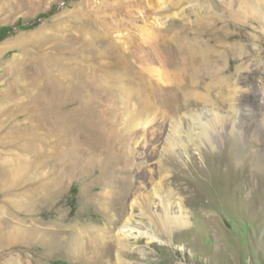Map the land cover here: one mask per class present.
<instances>
[{"label": "bare ground", "instance_id": "bare-ground-1", "mask_svg": "<svg viewBox=\"0 0 264 264\" xmlns=\"http://www.w3.org/2000/svg\"><path fill=\"white\" fill-rule=\"evenodd\" d=\"M142 4L139 0H126L122 6L124 16L139 18L140 22L134 24L129 20L122 23L121 29L113 31L120 41L123 38L130 43L131 34L139 40L129 54L142 71L154 77L150 91L154 95L155 112L143 108L147 103L140 108L136 103L127 106L112 102L100 112L96 103H84L81 98L84 89L79 83L66 89L50 77H39L36 97L40 102L25 103L27 112L31 114L30 111L36 109L45 125L41 150L33 154L27 165L42 168L38 212L41 223L37 226L33 220L29 221L25 242L28 251L37 246L43 248L49 258L62 254L77 258L83 264H125L126 257L134 259L138 250L128 241V235L134 234L132 230L147 235L150 242L158 234V230L148 227L154 225V220L162 225L159 235L168 236L172 230L186 226L185 210L181 203L173 201L181 188L179 185L177 189L172 188L176 187L173 181L176 171L183 179H194L195 172L202 169L194 165L193 159L184 168L172 157L171 149L180 143L182 132H186L187 140L218 152L222 144L221 156L227 157L232 150L248 149L247 141L257 143V139L264 137V88L256 84L264 75V62H252L242 55L246 38L255 40L257 36L253 32L256 30L264 34V0H145ZM188 15L195 19L189 20ZM87 23L91 27L100 25L94 18ZM243 23H249L254 30L250 35ZM110 39L108 34L103 40V43L108 42V49ZM140 43L146 44V49ZM84 67L79 70L83 74L82 81L91 88L92 74L89 78ZM221 105L229 106V114L219 112ZM199 106L203 109L196 111ZM180 113H184L187 120L169 123L171 129L165 138L170 150L165 151L159 162L162 174L159 182H152L153 193L158 195L160 204L152 203L151 208L159 211L145 209L140 218L149 221L142 224L133 217L136 210H143L144 201H136L139 198L136 191L144 186L136 185L131 173L133 168H141L142 163H134L129 144L144 146L140 139L146 131L163 133L164 118ZM154 153L151 149L149 155ZM231 168L235 169L228 165L227 169L231 171ZM147 170L153 171L152 168ZM234 175L238 178L251 175L255 185L258 179L264 182V162L254 163L246 157ZM75 180L80 181L79 197L83 206L82 212L74 217L82 219V223H73L71 207L67 212L63 209L71 203L70 192ZM96 189L99 191L95 192ZM110 210L125 216L118 229L120 234L111 235L117 227L115 224H92L95 214L102 211L111 215L114 212ZM28 257L26 264L37 263L32 256Z\"/></svg>", "mask_w": 264, "mask_h": 264}, {"label": "rangeland", "instance_id": "rangeland-1", "mask_svg": "<svg viewBox=\"0 0 264 264\" xmlns=\"http://www.w3.org/2000/svg\"><path fill=\"white\" fill-rule=\"evenodd\" d=\"M125 1L0 0V264H26L28 256L37 263L42 260L41 264H83L77 258L62 254L49 258L41 247L34 246L31 251L26 247L29 221L33 220L37 226L41 223L38 212L41 209L39 175L42 171L37 165L31 168L27 165L33 154L41 150L40 139L45 131L38 111L33 108L30 114L26 104L40 102L36 97L37 82L39 77H50L52 81L61 82L66 89L79 83L84 89L81 95L84 103H96L100 112L111 102L127 106L136 103L140 108L147 103L143 108L153 110L155 100L151 87L154 77L142 71L129 54L139 40L131 34L130 43L123 38L120 41L113 31L129 20L134 24L140 22L139 18L124 16L122 6ZM139 1L144 5L145 0ZM93 18L99 26L91 27L87 23ZM188 18L192 20L195 16L188 15ZM226 21L236 24L231 19ZM242 26L247 35L254 31L249 23ZM253 33L257 37L251 41L246 38L243 58L264 62V34L257 30ZM108 34L112 37L109 49L108 42L103 43ZM140 45L146 49V44ZM82 67L89 69L87 73L84 71L89 78L92 74L91 88L82 81L83 74L79 71ZM70 81L73 84H69ZM256 84L264 88V75L256 80ZM218 108L222 115L230 112L227 105ZM202 109L199 106L195 110ZM175 120L185 121L187 116L184 113L176 117L166 116L163 133L149 134L146 131L140 139L144 146L129 144L134 163H142L141 168L131 170L135 184L144 186L136 191L139 197L136 201H144L143 210H136L133 217L142 224L149 221L140 218L145 209L159 211L151 208L152 203L160 204L158 195L153 193L152 182L157 183L161 178L158 165L165 151L170 150L167 140L171 129L169 123ZM257 141H247L248 149L232 150L227 157L225 154L221 156L222 144L218 152L202 143L196 145L195 141L187 140L186 132H182L180 143L171 149L172 157L184 168L193 159L194 165L202 169L195 172V180L191 177L183 179L176 171L173 181L181 188L173 201L181 203L185 210L186 226L172 230L168 236L159 235L162 225L159 220H154V225L148 227L158 230V234L151 243L147 235L132 230L134 234L128 235V241L138 250L134 259L126 257L129 262L125 259V264H264V182L258 179V189L251 175L248 178L234 175L246 157L263 164L264 137ZM151 149L155 151L152 156L149 155ZM230 164L235 169L228 170ZM148 168L153 169L152 173ZM80 187V181L75 180L70 192L71 203L63 208L67 212L71 207L73 223L83 221L74 217L82 212ZM172 188L177 189V186ZM128 203L131 209L130 201ZM110 213L101 211L95 214L92 224L112 223L117 227L111 235L122 233L118 229L125 216L115 210Z\"/></svg>", "mask_w": 264, "mask_h": 264}]
</instances>
